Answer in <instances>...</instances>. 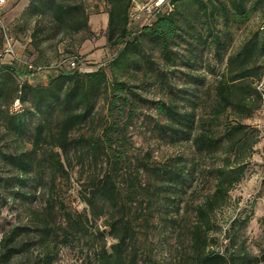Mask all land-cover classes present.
<instances>
[{
  "label": "trees",
  "instance_id": "trees-1",
  "mask_svg": "<svg viewBox=\"0 0 264 264\" xmlns=\"http://www.w3.org/2000/svg\"><path fill=\"white\" fill-rule=\"evenodd\" d=\"M226 1L228 5L218 6L214 0H172L155 12H142L134 19V3L146 2L106 0V41L109 46L123 47L106 68L100 65L91 71L86 69V59L79 57L62 61L48 71V67L18 58L13 50L12 55L5 54V43L0 37V58L4 54L12 62L0 66V211L16 205L34 217L31 200L46 198L41 216H31L24 224L21 220L3 225L0 264H50L46 258L49 245L53 247L57 239L56 228L62 231L65 243L71 235L87 237L88 227L95 228L93 224L98 220L105 232H99L101 226H97L92 231L95 237L89 242L97 246L93 252L97 264H142L136 254L133 224L143 216V204L146 208L152 204V197L149 186L136 187L133 182L139 183L140 174L148 171L145 163L133 167L134 178L129 175L126 190L118 186L123 170L120 164L126 156L127 129L135 113L134 100L140 97L115 74L131 65L151 66L150 56L139 58L144 44L164 62H172L176 40L185 41L199 20L205 25V37L198 35L197 43L201 42L203 48L214 45L217 60L225 51L222 69H212L211 80L206 84V76L187 74L184 82L194 88L193 92L182 86L176 91L172 83L165 95L167 101L158 99L153 103L156 114L165 120L164 125L155 124L158 132L167 135L171 143L186 145L193 158L163 169L165 175L171 170L169 186L183 191L186 180L198 173L213 182L212 190L192 210L194 221L185 229L186 246L170 253L172 264L264 262V254H251L245 241L238 237L250 215L229 223L224 245L217 239L222 230L216 214L228 205L230 192L243 180L258 143V132L245 122L264 107V93L259 89L264 81V0ZM28 12L29 17L48 19L49 32L85 33V42L93 35L85 0H37L30 3ZM255 13L261 18L260 24L227 54L231 27L248 24ZM217 15L223 22L222 31L215 27ZM115 31L117 40L111 43ZM197 43H191L187 52H197ZM194 60L195 57L186 61L185 66L192 69L190 62ZM69 61L75 62L74 68L69 67ZM42 76L48 79L46 84L32 85L31 81ZM156 78L159 85L167 86L165 73ZM16 101L20 105L17 112L12 108ZM29 117L35 125H31L32 120L27 122ZM86 129L91 133L88 137L83 132ZM77 166L88 171L87 185H79L78 191L85 209L71 212L58 192L61 187L68 190ZM28 189L35 196L25 193ZM139 191L147 192L146 196L140 197ZM58 218L68 223L63 230L58 227ZM171 227L177 229V223ZM176 237L179 241L181 234ZM39 249L44 251L42 258L36 254Z\"/></svg>",
  "mask_w": 264,
  "mask_h": 264
},
{
  "label": "rangeland",
  "instance_id": "rangeland-1",
  "mask_svg": "<svg viewBox=\"0 0 264 264\" xmlns=\"http://www.w3.org/2000/svg\"><path fill=\"white\" fill-rule=\"evenodd\" d=\"M36 1L5 0L0 8L1 40L6 45L11 46L18 58L38 66L48 67V71H50L54 70L62 61L79 57L86 59V69L91 71L97 69L100 65H104L102 66L104 68L122 49L123 46H109L106 41L108 34L106 30V12L109 10L106 0H85V9L90 16L89 28L93 33L86 42L83 41L87 37L85 33L73 35L52 33L49 32L51 26L48 25V19L44 21L36 16L29 17V14H31V12H28L30 3ZM140 1L148 3L150 0ZM214 1L218 6L220 3L228 5V2L225 3L224 0ZM246 7L249 8V3H246ZM257 16V13L253 14L248 24L244 26L236 24L231 27L232 36L230 40L232 41L231 44L230 42L226 44L227 54L230 53L231 48H235L245 39L250 30L255 29L260 24L261 18H257ZM216 18L218 20V22H215L216 30L222 31V19L219 15ZM198 22L196 29L187 33L188 37L186 35L185 41L176 40L177 46L172 50V62L168 60L167 63L164 62L155 51H151L149 46L144 44L139 58L144 55L145 57L150 56L152 59L151 66L131 65L115 74L120 81L132 86L136 95L140 97L134 100L135 113L127 129L126 156L120 164L123 170L120 171L118 186L122 188V191L126 190L130 185L129 175L132 179L134 178L133 172L135 170H133V167L145 163L148 171L140 174L139 183L137 181L133 182L136 187L139 184L149 186V195L152 197V204L147 208L143 204V216L137 218L133 224L136 231V254L142 264L173 263V254L170 253L178 251L181 245L186 246L187 244L185 229H187L190 222L194 221L192 210L212 190L213 186L212 180L200 173L198 175L192 174L186 180V185L182 186L183 191L169 186L170 184L167 182L172 177L171 170L168 175H165L163 169H167V166L171 167L181 161H192L193 158L190 156L189 148L186 145L178 142L171 143L167 135L158 132L155 124L164 125L165 120L163 116L156 114L153 106V103L158 99L167 101L165 95L168 87H172V83H174L176 91L182 86L188 92H193L194 88L192 89L189 83L184 82L187 74L206 76L204 82L206 84L211 80L212 69L217 71L222 69L226 59L225 51L221 54L220 60H217L214 56V45L203 48L201 42L197 43L198 35L205 37V25L203 26L202 20ZM229 24L233 25L234 23ZM117 34L115 31L111 43H115ZM196 36L197 40H193L196 39ZM194 42L198 44L197 52H187L186 49ZM101 48L102 50H100ZM193 57H195V62H190L193 68H187L185 66L186 61ZM11 63L9 57L4 54L0 58V66ZM106 72L110 75L108 70ZM161 72L167 76V86L158 84L156 75L158 76ZM45 76L39 77L36 82L31 81L32 85H36V83L46 84L48 79ZM259 89L264 93V81H262V85L260 84ZM98 109L100 110V106ZM31 120V125H35L36 122L33 121L32 117H29L27 122ZM245 123L258 132V143L254 147L253 155L248 160L243 180L230 192L228 205L216 214L217 224L222 230L217 239L221 245H224L229 223L234 219H242L246 215H250L248 224L243 230H239L238 237L240 241H245V247L251 254L261 256L264 254V107ZM83 132L87 137L91 135L87 129ZM147 156L148 158H146ZM103 163L104 167L106 165L105 160ZM155 171L158 173L156 174ZM87 172V170L81 171L77 166L74 169V174H72L71 185L68 190L66 191L62 187L59 188L60 199L71 212H81L85 209L79 201L78 191L80 189L79 185H87ZM177 187H180V185ZM25 193L35 196L32 189L26 190ZM139 193L140 197L144 198L147 192L139 191ZM31 201L30 205L33 211L31 213H35L34 217L41 216L45 208L46 198L39 197L37 200L34 198ZM138 202L136 201L137 204ZM31 216L21 212L20 207L16 205L5 206L0 211V231L7 223L14 224L23 220L24 224ZM62 219L58 218L57 224L63 230L68 223ZM173 222L177 223L178 228L175 230L171 227ZM101 224L102 221L98 220L93 224L95 228L88 227L87 237L81 238L78 235H71L68 236V241L65 243H63L62 231L56 228L57 239L53 247L49 245L51 249L49 257L46 259L50 260V264H97L93 253L97 246L93 247L89 242L95 237V232L92 231H95L96 227L101 226ZM98 229L99 232H105L106 228L101 226ZM179 233L181 238L178 241L176 235ZM87 238L89 239L86 240ZM96 243L100 245L99 239ZM107 243L109 245L110 240ZM43 252L42 249H39L36 254L42 258L44 256Z\"/></svg>",
  "mask_w": 264,
  "mask_h": 264
},
{
  "label": "built area",
  "instance_id": "built-area-1",
  "mask_svg": "<svg viewBox=\"0 0 264 264\" xmlns=\"http://www.w3.org/2000/svg\"><path fill=\"white\" fill-rule=\"evenodd\" d=\"M172 0H150L148 3H146L145 5H141L137 2L134 3L133 6V10H132V16H134V19L138 18V15H140V13L145 12V13H151V12H155L157 10V8H159L161 5L168 3ZM5 0H0V8L3 6ZM140 6V7H139ZM6 45V44H5ZM5 54H9L12 55V48L9 45H6L5 47ZM70 68H74L75 67V62L74 61H69L68 63ZM19 103L18 101H16L13 104V111L17 112L19 110Z\"/></svg>",
  "mask_w": 264,
  "mask_h": 264
}]
</instances>
